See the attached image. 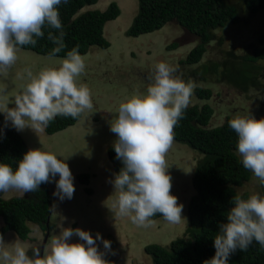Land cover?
Masks as SVG:
<instances>
[{"label":"clouds","instance_id":"1","mask_svg":"<svg viewBox=\"0 0 264 264\" xmlns=\"http://www.w3.org/2000/svg\"><path fill=\"white\" fill-rule=\"evenodd\" d=\"M68 3L69 0H0V76H6L16 65L22 46H35L38 39L44 38L45 28L55 30L47 33V39L55 45L53 54L65 47L58 9ZM85 68V58L78 46L68 51L57 67H43L36 73L25 68L22 78L26 82L11 103L5 99L6 89L0 87L4 127L10 124L18 132L31 129L38 134L57 116L77 119L85 112L91 113L94 108L91 91L85 83L77 81ZM176 73V67L156 63L146 78V89L124 97L110 122V131L116 136L113 141L116 159L123 165L109 181L114 189L109 209L118 229L127 226L126 218L145 229L153 226L152 218L157 214L169 224H178L183 218V204L171 194L172 178L167 172L166 155L173 144L174 127L184 117L196 84ZM228 125L237 136L240 163L264 187V118L256 119L250 112L236 114ZM66 159L41 148H29L16 161L15 168L0 162V193L15 191L24 196L37 192L41 184L55 183L53 196L60 201L71 200L74 177ZM230 203L226 220L219 223L214 237L215 253L203 264H229L237 250L246 251L253 242L264 249V195L257 192L244 198L238 193ZM0 218L2 227L1 215ZM35 227L30 232H35ZM56 227L59 231L49 237L40 230L44 239L36 243L25 242L30 232L25 240L14 236L15 240L7 242V232L0 231V264H110L104 257L111 251V242L100 233L94 238L78 227L63 224ZM73 237H78V241L73 242ZM97 241L103 244L105 252L100 251ZM130 252L134 254L125 245L121 257L116 249V264L127 263ZM133 263L137 264L135 260Z\"/></svg>","mask_w":264,"mask_h":264},{"label":"trees","instance_id":"2","mask_svg":"<svg viewBox=\"0 0 264 264\" xmlns=\"http://www.w3.org/2000/svg\"><path fill=\"white\" fill-rule=\"evenodd\" d=\"M98 1L69 0L68 4L59 6L65 32V47L59 53L52 52L55 45L47 39V33L51 30L48 28L44 29V38L38 39L35 46L26 45L22 46V49L41 56L63 58L68 51L77 46L82 56L86 55L93 46L101 49L109 48L110 43L104 37V27L106 23L120 16L121 9L116 2H111L104 11L82 12L88 7L95 6ZM239 1L252 15L264 10V0ZM137 7V13L126 31V36L136 38L150 34L162 29L167 23L174 22L198 39V43L177 64L179 75L185 81L192 79L197 84L193 91L196 101L201 103L212 98L213 93L208 87L203 88L198 85L212 78L219 82L221 80L228 82L239 91L245 92L247 88L255 87L264 92V33L258 36V45L253 46L247 55L235 57L234 54L229 53L227 54L229 58L220 61L204 60L207 45L214 39L213 33L239 22V10L234 2L137 0ZM51 31L55 33V30ZM170 47L176 48L177 44H172ZM259 76L261 81L258 79ZM213 114V108L207 102L202 105L194 104L186 109L184 117L174 127V140L198 152L201 158L197 161L192 175L191 184L195 194L190 198L187 206V227L182 236L165 247L157 244L144 247V253L151 257L152 264H203L205 260L210 259L215 253L214 237L219 230L218 225L225 222V215L232 207L230 201L237 195L235 187H240L250 179L251 172L242 166L236 152L237 136L228 125L232 117L226 116L223 124L209 127ZM81 116L77 119L57 116L44 132L46 135H54L73 126ZM0 128H3V135H0V162L9 163L15 168L16 161L22 159L29 149L10 124L4 127V118L1 114ZM106 152L114 172L118 173L123 165L116 159L113 146L108 147ZM89 174H77L75 179L82 184L90 185ZM54 191L55 183H46L41 184L37 192H29L26 197L16 193L17 195L10 198L0 193V215L3 221L1 233L13 231L18 238L25 240L32 228L38 226L40 230L48 233L49 237L55 232L53 231L55 224L60 222L64 211L71 212V203L75 200L60 201L53 196ZM85 192L88 195L93 194L90 187L85 188ZM106 194L105 192L104 197ZM242 197L247 198V195L243 194ZM79 206L78 202L73 206V210L84 212L85 208ZM100 206L102 208V205ZM88 210L89 214H99L96 209ZM72 213L74 214L73 211ZM109 214L111 213H108V216ZM152 219L164 221L159 214ZM111 221L115 226L103 234L104 239L111 242V251L106 252L105 255L109 259L114 258L116 249L121 257L124 255L123 242L127 240V230L130 226L127 224L126 229H121L126 232L123 237L119 232L118 236H121L119 239L111 233L117 228L115 218ZM77 226L74 221L70 227L77 228ZM105 251L103 248L102 252ZM229 264H264V249L253 242L246 251L237 250L230 257Z\"/></svg>","mask_w":264,"mask_h":264},{"label":"rangeland","instance_id":"3","mask_svg":"<svg viewBox=\"0 0 264 264\" xmlns=\"http://www.w3.org/2000/svg\"><path fill=\"white\" fill-rule=\"evenodd\" d=\"M227 1L234 2L238 7L239 22L235 25H227L213 33L214 39L207 45L205 61H220L226 57L229 58L227 56L229 53L234 54L235 57L247 55L253 46L258 45V36L264 33V10L252 15L244 9L239 0ZM111 2H116L120 6L121 14L116 20L106 23L104 27V37L110 46L107 49L91 47L83 56L86 65L85 72L77 78L78 83H85L91 91L94 104L92 112H85L73 126L54 135H46L44 131L37 134L31 129L18 132L13 128L24 140L28 149L41 148L56 154L58 158H67L65 162L69 165L74 177L75 192L72 199L75 200L71 203V212L66 211L65 213L64 211L53 231H59L56 227L58 224L70 227L75 221L78 228L89 231L94 238L97 233H100L103 239L105 238L103 234L113 229L111 220L115 218L109 209L113 198L111 195L114 191L109 181L114 178L115 172L112 163L107 158L106 149L113 146V141L116 139L115 134L110 131V122L119 103L124 97L146 89L148 83L146 78L154 71L156 63L165 62L177 68L178 62L185 58L190 49L198 43L195 36L173 22L167 23L162 29L150 34L136 38L126 36V31L138 10L137 0H99L95 6L88 7L82 12L86 10L104 11ZM172 44H177V47H170ZM18 57L16 65L9 73L6 76H0V87L6 89L5 99L9 103L26 82L22 78L25 68H31L36 73L43 67H57L61 60V58L41 56L24 49H21ZM176 74L179 75L178 68ZM258 79L261 81V76ZM198 85L203 88L208 87L213 93L212 98L200 103L192 94L188 107L207 102L214 111L209 127L221 125L226 116L233 117L236 114L246 115L250 112L256 119L264 118V92L259 91V88L250 87L243 92L228 82L223 80L219 82L215 78ZM0 114L3 116L2 113ZM200 158L198 152L173 140L166 155V163L169 167L167 172L172 178V195L178 198V203L183 204V218L178 224L155 220L153 226L146 229L130 224V220L126 218V225L130 226L127 230V240L123 243L134 254L128 253L127 263L121 261L120 264H134V260L137 264H152L151 257L144 253L145 246L157 244L165 247L177 237L182 236L188 224L187 206L190 198L195 194L191 184L192 175ZM82 173H92L89 174L90 185L82 184L75 179L77 174ZM58 178L57 176L56 179ZM87 187L93 190L92 195L85 192ZM263 189L264 187L260 186L252 173L248 182L235 187L237 194H246L247 197L257 192L263 195ZM105 192L107 194L104 197ZM16 193L11 191L2 194L11 198L19 194ZM26 195L24 194V197ZM78 202L79 207L82 205L85 208L84 212L73 210V206ZM87 208L96 209L99 214H89L90 211ZM108 213H111L110 216ZM118 224L122 223L118 222ZM118 227L120 229L115 228L118 232L114 230L111 233L114 237L121 239L126 232L121 229H126V226ZM6 236H8L7 242L15 240L14 236L17 237L12 231L7 232ZM43 239L44 234L35 227V232H30L25 242L36 243L42 242ZM74 239L76 242L79 238L73 237V242ZM97 244L100 251H103V244L100 241H97ZM105 259L110 264H116L118 255L111 259L106 256Z\"/></svg>","mask_w":264,"mask_h":264}]
</instances>
